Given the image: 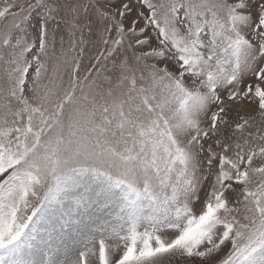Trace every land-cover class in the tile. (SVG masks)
Returning <instances> with one entry per match:
<instances>
[{
  "label": "snow or ice",
  "instance_id": "1",
  "mask_svg": "<svg viewBox=\"0 0 264 264\" xmlns=\"http://www.w3.org/2000/svg\"><path fill=\"white\" fill-rule=\"evenodd\" d=\"M0 264H264V0H0Z\"/></svg>",
  "mask_w": 264,
  "mask_h": 264
}]
</instances>
